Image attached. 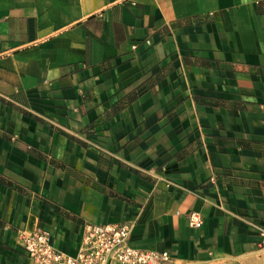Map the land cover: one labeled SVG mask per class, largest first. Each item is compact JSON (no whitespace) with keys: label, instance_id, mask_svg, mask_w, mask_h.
Returning <instances> with one entry per match:
<instances>
[{"label":"crops","instance_id":"1","mask_svg":"<svg viewBox=\"0 0 264 264\" xmlns=\"http://www.w3.org/2000/svg\"><path fill=\"white\" fill-rule=\"evenodd\" d=\"M86 223L264 264V0H0V264Z\"/></svg>","mask_w":264,"mask_h":264},{"label":"built area","instance_id":"2","mask_svg":"<svg viewBox=\"0 0 264 264\" xmlns=\"http://www.w3.org/2000/svg\"><path fill=\"white\" fill-rule=\"evenodd\" d=\"M189 226L201 227L198 214L187 215ZM264 248V223L253 226ZM18 245L29 264H169L166 251L147 250L129 243V227L124 224H90L82 226L80 241L75 253L68 254L54 248L48 230L37 227L22 231Z\"/></svg>","mask_w":264,"mask_h":264}]
</instances>
